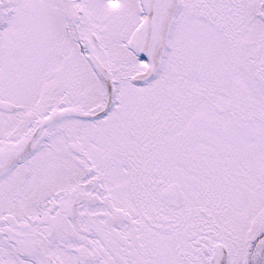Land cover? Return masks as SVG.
<instances>
[{
  "label": "snow or ice",
  "instance_id": "snow-or-ice-1",
  "mask_svg": "<svg viewBox=\"0 0 264 264\" xmlns=\"http://www.w3.org/2000/svg\"><path fill=\"white\" fill-rule=\"evenodd\" d=\"M0 264H264V0H0Z\"/></svg>",
  "mask_w": 264,
  "mask_h": 264
}]
</instances>
